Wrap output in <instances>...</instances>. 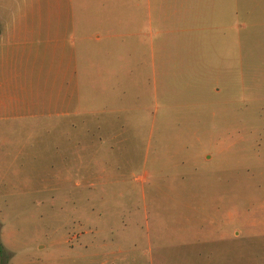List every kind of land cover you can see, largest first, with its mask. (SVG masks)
I'll return each mask as SVG.
<instances>
[{"label":"rangeland","instance_id":"rangeland-1","mask_svg":"<svg viewBox=\"0 0 264 264\" xmlns=\"http://www.w3.org/2000/svg\"><path fill=\"white\" fill-rule=\"evenodd\" d=\"M144 1L91 112L0 114V264H264V0ZM47 6L81 4L0 0V24Z\"/></svg>","mask_w":264,"mask_h":264},{"label":"crops","instance_id":"crops-1","mask_svg":"<svg viewBox=\"0 0 264 264\" xmlns=\"http://www.w3.org/2000/svg\"><path fill=\"white\" fill-rule=\"evenodd\" d=\"M88 1L80 0L77 20L71 6L61 11V19L53 16L57 10L47 6L45 20L27 22L22 20L25 12L17 7L14 20L0 24V114L10 109L20 115L67 120L72 125L69 116L91 112L87 110L92 106L86 103L87 92L107 94L118 88L125 70L118 62H127L126 46L141 42L134 37L143 39L144 28L135 30L134 22L141 18L148 23L149 5L145 7L144 0L140 7L132 1L123 7L117 0H95L96 7L91 10ZM41 11L39 6L30 10L42 18ZM42 72L45 88H38L34 98L33 77ZM78 122L85 125V119Z\"/></svg>","mask_w":264,"mask_h":264},{"label":"trees","instance_id":"trees-1","mask_svg":"<svg viewBox=\"0 0 264 264\" xmlns=\"http://www.w3.org/2000/svg\"><path fill=\"white\" fill-rule=\"evenodd\" d=\"M1 247V246H0Z\"/></svg>","mask_w":264,"mask_h":264}]
</instances>
